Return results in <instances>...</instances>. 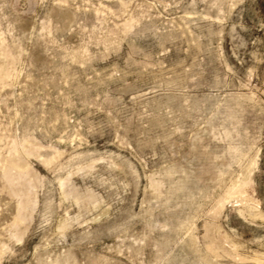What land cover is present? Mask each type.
<instances>
[{
    "label": "rangeland",
    "instance_id": "obj_1",
    "mask_svg": "<svg viewBox=\"0 0 264 264\" xmlns=\"http://www.w3.org/2000/svg\"><path fill=\"white\" fill-rule=\"evenodd\" d=\"M0 264H264V0H0Z\"/></svg>",
    "mask_w": 264,
    "mask_h": 264
}]
</instances>
